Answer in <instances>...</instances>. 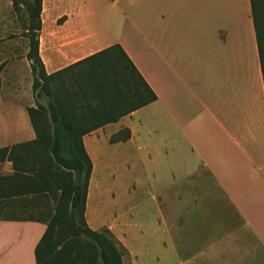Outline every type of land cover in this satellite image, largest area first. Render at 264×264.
Wrapping results in <instances>:
<instances>
[{"label":"crops","instance_id":"0c3cea01","mask_svg":"<svg viewBox=\"0 0 264 264\" xmlns=\"http://www.w3.org/2000/svg\"><path fill=\"white\" fill-rule=\"evenodd\" d=\"M48 1L39 36L47 74L119 44L157 96L82 137L93 166L88 226L94 148L127 129L129 139L111 145L135 148L136 188L151 190L145 205L153 208L152 218L135 220L134 252L131 240H119L132 264H264V86L249 0H150L149 31L134 32L143 57L131 48L130 32L110 37L96 29L89 0L64 9L54 0L57 25L45 29ZM11 10L10 0H0V35L7 36L0 38V149L35 139L26 112L35 106L28 48L24 57L15 48L21 38L28 47V39L24 29L7 30L1 16ZM13 174L12 162L1 161L0 177ZM31 196L0 201V264H15V252L28 258L19 264H35L45 224L30 218L46 207ZM118 220L132 222L122 214ZM148 238L153 254L143 249Z\"/></svg>","mask_w":264,"mask_h":264},{"label":"trees","instance_id":"16d2710c","mask_svg":"<svg viewBox=\"0 0 264 264\" xmlns=\"http://www.w3.org/2000/svg\"><path fill=\"white\" fill-rule=\"evenodd\" d=\"M10 1L15 8L22 4ZM22 1L28 13L24 36L35 99V106L26 112L35 139L0 149V162L11 161L14 170L13 175L0 177V201L32 195L46 207L40 216L30 218L45 224L34 248L35 264H124L128 252L122 243L108 228L91 229L85 219L93 166L82 137L156 101L157 96L119 44L47 74L39 56L43 0ZM249 2L264 86V0ZM42 98L45 105L39 102ZM129 137L124 129L110 143ZM50 200L52 205L44 204Z\"/></svg>","mask_w":264,"mask_h":264},{"label":"rangeland","instance_id":"374dc122","mask_svg":"<svg viewBox=\"0 0 264 264\" xmlns=\"http://www.w3.org/2000/svg\"><path fill=\"white\" fill-rule=\"evenodd\" d=\"M113 1H88L96 29L106 31L111 35L110 37L118 35L121 31H125L127 34L130 32L128 39L131 48L139 56L143 57L146 50L140 39L135 40L134 32L136 28L140 32L149 31L150 0H118L117 5H113ZM20 2L22 4L20 3L18 8L12 6L14 11L5 12L1 16L5 17L3 20H5L7 30H13L15 26L17 34H20L21 30L28 24L26 5L22 0ZM69 2L70 0H60L58 5L64 9L69 6ZM55 15L54 0H50L47 2L45 29L56 27L57 23L55 22L52 25L51 22ZM5 37L7 36L0 35V38ZM15 48L16 56L24 57L28 48L27 40L21 38ZM8 54L12 55L11 49H9ZM39 102L45 105L46 99H39ZM136 157L135 148L129 144L111 145L107 141H103L94 148L95 172L91 187L92 196L90 195L87 203L88 218L91 219L89 226L96 229L100 227L108 228L118 241L131 240L129 247L133 252L135 249V231L133 226L137 224L135 220L137 219L138 221L144 216H148L150 219L153 214L150 202H148L147 206L145 205V200L151 196V190L141 191L136 188L142 174L141 162H138ZM91 197L94 198L91 200ZM142 202L147 209L143 210L140 208ZM119 214H122L127 220L132 222H119ZM151 233L152 230L148 232L149 236H151ZM152 241L148 238L143 247L149 254H153L156 250V245L154 246ZM14 261L15 264H19L20 261L28 262V258L23 256L21 252H15ZM124 264H132V258H130L129 253L124 256Z\"/></svg>","mask_w":264,"mask_h":264}]
</instances>
